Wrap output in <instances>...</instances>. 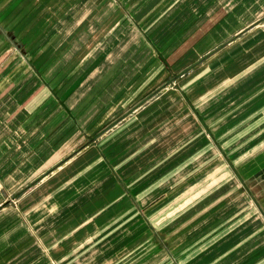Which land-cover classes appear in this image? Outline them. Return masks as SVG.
Returning <instances> with one entry per match:
<instances>
[{
	"label": "crops",
	"instance_id": "crops-1",
	"mask_svg": "<svg viewBox=\"0 0 264 264\" xmlns=\"http://www.w3.org/2000/svg\"><path fill=\"white\" fill-rule=\"evenodd\" d=\"M0 264H264V0H0Z\"/></svg>",
	"mask_w": 264,
	"mask_h": 264
},
{
	"label": "rangeland",
	"instance_id": "rangeland-1",
	"mask_svg": "<svg viewBox=\"0 0 264 264\" xmlns=\"http://www.w3.org/2000/svg\"><path fill=\"white\" fill-rule=\"evenodd\" d=\"M115 34H109L108 35V37H106L105 39H103V40H101L100 41V43L101 44H103V43H105V42H110V43H113V40H115ZM153 99L151 98V99H149V101L148 102H150V101H152ZM133 115L131 114V115H127V119L128 118H130V117H132ZM118 119V120H117ZM116 122L111 126V128H115V127H117V126H120L122 123H123V115H121V116H119L118 118H116V120H115ZM260 181V180H259Z\"/></svg>",
	"mask_w": 264,
	"mask_h": 264
}]
</instances>
